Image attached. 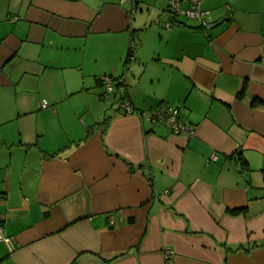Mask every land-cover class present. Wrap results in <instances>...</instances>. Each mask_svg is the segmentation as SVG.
Instances as JSON below:
<instances>
[{"label": "crops", "instance_id": "crops-1", "mask_svg": "<svg viewBox=\"0 0 264 264\" xmlns=\"http://www.w3.org/2000/svg\"><path fill=\"white\" fill-rule=\"evenodd\" d=\"M167 3L0 0V264H264V0Z\"/></svg>", "mask_w": 264, "mask_h": 264}, {"label": "built area", "instance_id": "built-area-1", "mask_svg": "<svg viewBox=\"0 0 264 264\" xmlns=\"http://www.w3.org/2000/svg\"><path fill=\"white\" fill-rule=\"evenodd\" d=\"M125 2H132V0H125ZM200 3L201 0H168L167 10L173 18L182 17L184 19L196 21L199 24L204 25L208 23L210 17L208 12L201 10ZM173 26H176L175 22H168L165 24V28L168 29L172 28ZM135 46L136 42L131 39L129 45V52L132 55L131 57L134 56ZM99 82L103 85L106 94L109 95L114 92V84L111 78L101 77ZM117 82L118 84H121L124 82V79L122 78L121 80H117ZM119 106L126 115H135L139 119L144 118L148 122L161 125L174 135H184L186 137H191L194 134V128L183 123L179 117V111L176 108L170 106H160L152 112L142 114L134 111L126 102V100H122ZM41 107L45 108L46 104L43 103ZM113 224V221H111L110 225ZM0 243H9V240L3 236V228L1 224ZM171 255L172 252L169 250L163 252V256L165 258H169Z\"/></svg>", "mask_w": 264, "mask_h": 264}, {"label": "trees", "instance_id": "trees-1", "mask_svg": "<svg viewBox=\"0 0 264 264\" xmlns=\"http://www.w3.org/2000/svg\"><path fill=\"white\" fill-rule=\"evenodd\" d=\"M131 7H132V8H135V4L132 5ZM131 56H132V55H131L130 52L128 51V55H127L126 60L129 59V58H131ZM99 79H100V78H99ZM122 84H123V83H121L120 85H122ZM117 85H118V84H117ZM242 92H243V90L241 91V93L239 94V96H242ZM123 100H124V99H123ZM255 103L260 104V102H258V101H254V104H255ZM108 121H109V119H105V120L103 121V123L100 124V126H101V125H105V124H107ZM229 214H231V215H236L237 212H235V211H230ZM256 247H261V246H258V245H253V246H252V245H251V246H249V247L246 248V249H244V248H242V247H240L239 249L245 251V253H246V252H248L250 249L252 250V249H254V248H256Z\"/></svg>", "mask_w": 264, "mask_h": 264}, {"label": "rangeland", "instance_id": "rangeland-1", "mask_svg": "<svg viewBox=\"0 0 264 264\" xmlns=\"http://www.w3.org/2000/svg\"><path fill=\"white\" fill-rule=\"evenodd\" d=\"M105 102H108V103L111 104V103H112V100H110V97H109V98L106 97V98H105ZM117 104H118V102H117V101H114V103L112 104V106H113V105H117Z\"/></svg>", "mask_w": 264, "mask_h": 264}, {"label": "water", "instance_id": "water-1", "mask_svg": "<svg viewBox=\"0 0 264 264\" xmlns=\"http://www.w3.org/2000/svg\"><path fill=\"white\" fill-rule=\"evenodd\" d=\"M216 25H211L210 28H214Z\"/></svg>", "mask_w": 264, "mask_h": 264}]
</instances>
